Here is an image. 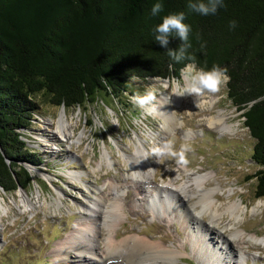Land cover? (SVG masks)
Instances as JSON below:
<instances>
[{
    "label": "rangeland",
    "instance_id": "1",
    "mask_svg": "<svg viewBox=\"0 0 264 264\" xmlns=\"http://www.w3.org/2000/svg\"><path fill=\"white\" fill-rule=\"evenodd\" d=\"M199 78L202 80L198 82ZM154 80L132 78L121 102L99 100L66 108L51 104L43 93L35 96L39 109L23 135L41 164L27 165L34 181L26 190H17L29 195V210L22 206L17 191L7 193L0 187L3 206L11 210L0 222V264H83L84 260L87 264H101L99 260L106 259L108 252L103 226L96 225L102 230L98 234H89L95 236V255L72 251L68 262L65 254H56L79 225L91 218L86 210L90 202L107 198L112 188H116L113 193H118L121 209L119 222L109 235L113 238L117 233L119 241L139 235L163 243L175 253L168 264H203L206 259L193 252L196 239L192 231L179 222L178 211L177 217L169 212L167 204L174 202L178 194L194 212L185 196L193 194V201H197L199 191L194 179L198 176L213 175L209 183L206 181L208 189L216 188L217 183L228 190L234 188V200L242 199L249 209L264 202L256 196L254 176L261 169L252 159L256 142L245 125L244 111L238 110L228 96V77L205 74L190 64L180 78L170 79V89L153 86ZM175 81L180 82L182 96L176 99ZM189 90L193 92L186 99ZM199 100L207 102L204 108L208 110L214 107L210 110L213 113L197 107L195 102ZM162 102L166 119L155 112ZM218 110L224 111L231 130L222 132L210 126ZM64 112L67 129L60 127V132L67 131L66 138L58 132ZM138 148L147 168L141 177L138 174L146 169L132 159ZM186 182L188 188L174 192ZM156 190L173 193H162L158 203H152L154 196L152 202L149 198ZM197 218L195 222L200 224L203 219L209 224L208 215ZM221 221L222 231L229 225V218ZM239 229L264 239V207L256 214L248 211L247 216L243 215ZM215 239L219 246L224 245L222 237L215 235ZM248 240L236 245L232 255L225 254L220 264H264V244ZM130 256L129 261H134ZM112 262L130 264L126 260Z\"/></svg>",
    "mask_w": 264,
    "mask_h": 264
},
{
    "label": "trees",
    "instance_id": "2",
    "mask_svg": "<svg viewBox=\"0 0 264 264\" xmlns=\"http://www.w3.org/2000/svg\"><path fill=\"white\" fill-rule=\"evenodd\" d=\"M228 77L244 110L264 199V0H0V187L26 190L39 165L23 130L53 105L124 101L132 78Z\"/></svg>",
    "mask_w": 264,
    "mask_h": 264
},
{
    "label": "bare ground",
    "instance_id": "3",
    "mask_svg": "<svg viewBox=\"0 0 264 264\" xmlns=\"http://www.w3.org/2000/svg\"><path fill=\"white\" fill-rule=\"evenodd\" d=\"M201 80L202 79L199 78L198 82ZM152 84L155 87H161L165 89H170L172 86L170 79L162 80L156 78ZM174 85L175 99L182 97L179 88L180 82L175 81ZM192 92V90H189L188 93L185 94L186 99H188ZM164 103L165 102H162L163 106L155 108V112L158 117L166 119L167 114ZM206 104V101L201 100L195 102L197 107H201L203 110H206L207 113L212 114L214 107H212V111H210L211 109L208 110L207 108H204L206 107ZM66 117V113L64 112L59 122L58 131L61 136L65 138L68 135L67 131L65 133L60 132V127H65L67 129L66 121L68 120ZM225 117L226 115L224 111L218 110L216 115L210 119V126L214 129H218V131L221 130L222 132L227 129L231 130V127L228 126ZM132 159H135L136 162H139V164L143 166L144 155L140 148H138V151L136 152V157ZM143 167L146 170H142L141 173L138 174L139 177L144 176L147 171L146 166ZM212 177L213 175L209 174L206 177L198 176L194 179L196 188L199 191L197 201H193V194L192 196H189L186 194V192H183L186 194L185 197L188 199V202L194 209V212H191L187 208L184 198L182 199L178 194H175L174 198H176V200H174V202H167V204H169V212L177 217L178 211L179 222L181 224L183 223L187 230L192 231V237L196 239L193 252H196L199 256H206V259L202 261L203 264H220L225 254L229 253L232 255V250H234L235 246L237 245V247H239L241 244H245V242L249 241L248 239L254 240L255 244H264V239H260L256 233L248 234L244 229H239V225L243 220V215L247 216L248 211L249 213L251 212L252 214H256L261 207H264V202L259 201L249 209L242 199L234 200V196L236 195V190L234 188H230L228 190L225 189L220 183H217L216 188L208 189L206 181L208 180L209 183ZM139 181L140 180L137 182ZM216 181L217 180H214V182ZM187 183L188 182L184 183L182 186H178L177 190H174V192H177L178 189L184 190L188 188ZM115 190L116 188H112L110 195L107 198L100 197L96 202H90L91 206H88L86 210L90 212L91 218L87 219L88 221L80 224V227H78L75 232L72 233L66 241H64V245L62 249H60L61 251L56 254V257L63 256L62 254H65V259L69 262L68 256L72 253V251L78 253L79 255L84 253L91 256L95 255L94 252H92L95 236L92 237L89 236V234L93 233L96 235L101 232L102 230L96 227V225H98L99 227L103 226L102 228L105 229L107 235L105 246L108 252L105 256L106 259L104 258L99 260L101 264H113L112 261L115 262L116 260H126L130 264H146L148 261L151 262L150 264H155L156 262H159V260L164 261L165 264H168L167 262H172L175 253L173 250L168 249L163 243L153 242L139 235L128 237L127 239L119 241L117 239V233L113 238L109 235L111 229L119 222L120 219L121 204L118 201V193H113ZM170 192L173 193V191ZM170 192L167 190H156L155 195H152L149 200L152 202L154 196L155 202L152 203H158L159 198H162V193H167L168 196V194L170 195ZM219 193L222 194L218 195ZM17 195L21 199V203L23 204L22 206H24L26 210H29L31 205L29 195L24 191H17ZM149 200L147 202H149ZM3 202L5 203V200L0 197V222H3V216H6L11 211L8 206H3ZM163 202L166 203L165 201ZM164 203L162 204L164 205ZM199 208L201 209L199 210ZM204 215L209 216V224H205L203 219H200L202 224L195 222L198 219L197 217L203 218ZM226 216L229 218V225L222 228L221 231L219 229L221 226L220 221L224 220ZM185 220L186 222H184ZM226 232L229 234L225 235ZM214 234L222 237L224 245L219 246L217 242H215L216 239ZM233 241H235L236 244H234ZM129 255H131L130 258L134 261H129V258H127ZM123 256H125V258L122 259ZM135 258L137 259L135 260ZM59 261L60 260L58 259L57 262ZM83 264H87L85 260Z\"/></svg>",
    "mask_w": 264,
    "mask_h": 264
},
{
    "label": "water",
    "instance_id": "4",
    "mask_svg": "<svg viewBox=\"0 0 264 264\" xmlns=\"http://www.w3.org/2000/svg\"><path fill=\"white\" fill-rule=\"evenodd\" d=\"M165 79H172V78H165ZM242 111H244V110H242Z\"/></svg>",
    "mask_w": 264,
    "mask_h": 264
}]
</instances>
